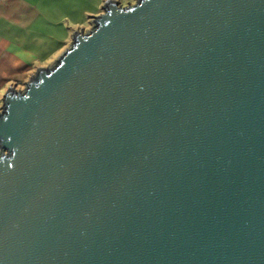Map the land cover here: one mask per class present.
<instances>
[{
  "label": "water",
  "instance_id": "1",
  "mask_svg": "<svg viewBox=\"0 0 264 264\" xmlns=\"http://www.w3.org/2000/svg\"><path fill=\"white\" fill-rule=\"evenodd\" d=\"M0 264H264V0H105L10 85Z\"/></svg>",
  "mask_w": 264,
  "mask_h": 264
},
{
  "label": "crops",
  "instance_id": "2",
  "mask_svg": "<svg viewBox=\"0 0 264 264\" xmlns=\"http://www.w3.org/2000/svg\"><path fill=\"white\" fill-rule=\"evenodd\" d=\"M123 4L131 0H120ZM105 0H0V102L10 85H25L29 73L54 51L55 28L69 25L72 35L95 14ZM70 31V32H71ZM61 35L64 33L60 31ZM59 36V34H58ZM62 37V36H59ZM42 58V59H41ZM41 59V60H39ZM39 60V61H38Z\"/></svg>",
  "mask_w": 264,
  "mask_h": 264
},
{
  "label": "rangeland",
  "instance_id": "3",
  "mask_svg": "<svg viewBox=\"0 0 264 264\" xmlns=\"http://www.w3.org/2000/svg\"><path fill=\"white\" fill-rule=\"evenodd\" d=\"M131 3L136 2V0H131ZM73 27L74 30H76L77 28L74 25H71ZM80 27H85L86 29H89L91 27V23L90 21L87 19L86 23L83 24V26ZM62 30V32L64 31L66 34L64 35V33L61 35L60 31ZM71 28L69 27V25L66 23L65 25H59V23L57 22V26L55 28V36H56V40L54 42H50V44L52 45L51 47H54V51H52L51 53H49L48 57L46 58L47 60L43 61L41 59V63H43L44 65H40V63H37L36 68L31 71L29 73V78L31 77V75L37 70L38 67L40 66H52L57 59L59 58V56L62 54V52L71 44L72 40H73V35H72V31ZM62 36L59 37L58 36ZM19 88H24V85H20ZM2 106V101L0 102V108Z\"/></svg>",
  "mask_w": 264,
  "mask_h": 264
}]
</instances>
